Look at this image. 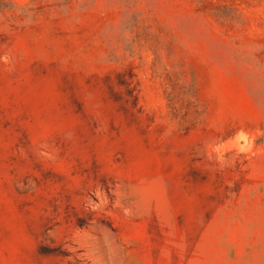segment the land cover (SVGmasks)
Here are the masks:
<instances>
[{"label":"rangeland","instance_id":"obj_1","mask_svg":"<svg viewBox=\"0 0 264 264\" xmlns=\"http://www.w3.org/2000/svg\"><path fill=\"white\" fill-rule=\"evenodd\" d=\"M0 264H264V0H0Z\"/></svg>","mask_w":264,"mask_h":264}]
</instances>
